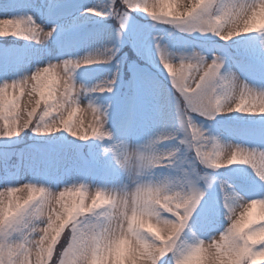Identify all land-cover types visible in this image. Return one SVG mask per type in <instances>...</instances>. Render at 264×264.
I'll return each mask as SVG.
<instances>
[{
    "label": "clouds",
    "instance_id": "9594fccd",
    "mask_svg": "<svg viewBox=\"0 0 264 264\" xmlns=\"http://www.w3.org/2000/svg\"><path fill=\"white\" fill-rule=\"evenodd\" d=\"M134 14L153 30L152 53L170 85L168 121L135 141L110 127L106 102ZM79 18L111 20L113 35L0 80V143L30 134L93 144L120 178L6 176L0 264H264V141L247 143L218 126L230 117L264 126V83L242 78L219 47L174 50L168 42L254 39L264 53V0H86ZM57 32L30 13L0 18V38L33 48H46ZM98 67L113 70L81 79ZM226 172L250 175L255 188ZM214 189L220 224L205 229L198 218Z\"/></svg>",
    "mask_w": 264,
    "mask_h": 264
},
{
    "label": "rangeland",
    "instance_id": "374dc122",
    "mask_svg": "<svg viewBox=\"0 0 264 264\" xmlns=\"http://www.w3.org/2000/svg\"><path fill=\"white\" fill-rule=\"evenodd\" d=\"M51 2L52 0H0V18L30 13L40 23L47 26L56 23L58 26L57 37L49 41L46 48H33L24 41L0 38V80L14 78L17 73L27 70L38 61L82 55L113 35L112 28H106L107 25L103 24L106 21L92 20L91 23L90 20L79 18L81 5L85 4L86 0H56L67 14L55 22L50 21L47 15V8ZM139 16L140 19L132 17L129 31L123 36L118 47L127 40L131 41L142 60L148 61L152 69L144 67L141 63H134L130 69L133 79L130 99L119 102V93L124 91L125 87L119 78L114 94L106 98V102L110 101L112 105L110 127H114L118 135L128 136L134 141L142 139L169 119L167 105L170 85L162 72L161 74L156 72L160 69L154 54L152 53L151 58L147 54L148 49L152 51L153 30L147 19ZM168 42L174 50L198 45L215 51L219 47L224 50L223 54L228 58L229 66L242 78L254 83H264V53L258 50L257 41L254 39L240 40L228 45L214 40H191L186 37H172ZM129 63L132 62L127 61V64ZM120 66L121 62L117 66L118 70ZM111 70L113 69L94 68L82 73L81 79L98 81ZM158 76L163 78V82L168 84L169 88L159 83ZM218 126L226 134L230 133L247 143L256 144L264 141L262 131L264 126L253 119L238 117L218 119ZM28 136L30 134L14 143H0V181L10 174L21 176L25 180L33 176L49 180H70L81 174H88L91 179L97 181L116 182L120 178L110 160L104 159L106 166L101 172L94 165L87 164L83 150L87 146L90 152L96 151L97 148L93 144L79 143L71 138L46 139L43 143H39L41 140H38L32 144L25 142ZM99 159L103 160L100 156ZM225 176L245 188L253 185L254 178L250 175L241 177L233 172H226ZM219 200V191L214 189L207 197L206 208L214 204L217 206ZM214 223L218 227L220 221L215 219Z\"/></svg>",
    "mask_w": 264,
    "mask_h": 264
},
{
    "label": "snow or ice",
    "instance_id": "6c2138e0",
    "mask_svg": "<svg viewBox=\"0 0 264 264\" xmlns=\"http://www.w3.org/2000/svg\"><path fill=\"white\" fill-rule=\"evenodd\" d=\"M66 14L67 13L65 12V10L56 2V0H52V2L48 5L47 15H48L50 21L55 22ZM80 19L84 20V18H80ZM53 25H56V23H53ZM57 35H58V32H57L55 37H57ZM220 51L223 54L224 50L220 49ZM147 54H148L149 58H151V56H152L151 49L147 50ZM249 188L250 189L255 188V185L253 184ZM215 208H216V206L214 204L212 207L207 208V210L205 212L201 213V215L198 219H199V222H200V225L202 228L207 229L208 227H211L214 224Z\"/></svg>",
    "mask_w": 264,
    "mask_h": 264
},
{
    "label": "trees",
    "instance_id": "16d2710c",
    "mask_svg": "<svg viewBox=\"0 0 264 264\" xmlns=\"http://www.w3.org/2000/svg\"><path fill=\"white\" fill-rule=\"evenodd\" d=\"M105 24H110L111 23V20H107L106 22H104ZM119 57L120 59H123L125 60V64H124V67L122 69V71L120 70L119 73H118V78L122 81V82H128L129 81V74H128V71H127V61H130V62H137L138 60L136 59V57L134 56L133 52L129 49V47L124 43L122 44L121 46H119ZM119 102H122V97L120 99V95H119ZM36 141H38L37 139L28 136L26 139H25V142L26 143H37ZM44 141L46 140H43L41 139V141L39 143H43ZM83 154H84V157L86 159L87 162L89 163H92L94 162L95 160H98V156L97 154L95 155H91L90 152H89V148L87 146L84 147V150H83ZM104 163L103 162H100V166H102Z\"/></svg>",
    "mask_w": 264,
    "mask_h": 264
}]
</instances>
